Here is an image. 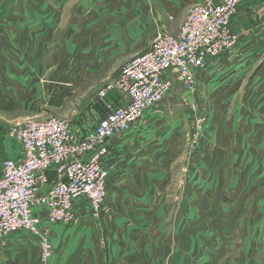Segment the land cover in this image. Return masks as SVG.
Returning <instances> with one entry per match:
<instances>
[{"label":"rangeland","instance_id":"374dc122","mask_svg":"<svg viewBox=\"0 0 264 264\" xmlns=\"http://www.w3.org/2000/svg\"><path fill=\"white\" fill-rule=\"evenodd\" d=\"M37 1L41 9L47 10L37 13L43 15L42 18H36V13L20 16L19 10H40L35 4ZM37 1L0 0V42L7 46L5 42L12 39L22 44L12 43L0 48V53L5 56L0 65L1 174L6 159L20 160L23 156L22 145L13 130L17 132L28 122L52 117L71 119L79 107L86 108L94 99L84 93L93 86L99 90L109 86L127 60L119 58L108 62L101 71L91 74L88 83L81 82L80 86L72 87L73 90L65 81L60 82L64 85V95H51V85L58 86L52 79L59 76V67H62L54 63L58 52L55 48H61L59 60L62 63L64 48L71 42V27L68 26L71 25V0ZM207 2L216 0H142L141 4L151 15L155 14L156 20L163 17L145 49L153 46L160 28L176 35L190 8ZM19 19L24 22L21 24ZM37 21L33 31L43 29L44 33L18 30L20 24ZM49 30H53L52 36ZM45 39L50 41L42 48L41 42ZM5 70L14 76L20 70L24 80L21 84L16 82V87L19 90L22 85L28 93L22 96L15 92L5 98L4 86H9L4 79ZM263 75L264 65L256 60L243 68L233 83L223 88L222 91L227 90L223 95L227 96L217 93L210 98L206 95L203 112L193 111L188 117L176 119L179 127L172 130L163 147L164 153L172 156L169 191L151 193L158 197L157 201L160 195L164 196L165 200L160 204L165 202L167 210L160 217V209L152 200L149 202L151 209L142 211L144 217H139L138 212L133 211V204V207H124L120 200L114 202L116 199L112 196L107 201V204L111 203L109 209L103 208L98 216L92 210L88 213L100 223L96 226L97 233L103 236L104 242L107 237L110 239L109 242L106 240L107 247L139 248L148 254L144 264H264V176L259 174L260 168L264 167V123H259L264 121V113L260 111L264 104ZM97 97L100 103V97ZM102 116L94 119L92 113H88L84 118L86 122L94 123ZM200 154H203L204 167L199 160ZM224 169L226 173L221 176ZM130 197L128 200L132 201L134 196ZM111 217L116 218V223L124 222L118 226L116 240L107 235ZM162 220H166L165 224L156 223ZM196 220L202 223L201 228ZM193 251L200 256L195 258ZM42 255L40 246L39 262L45 264Z\"/></svg>","mask_w":264,"mask_h":264},{"label":"crops","instance_id":"0c3cea01","mask_svg":"<svg viewBox=\"0 0 264 264\" xmlns=\"http://www.w3.org/2000/svg\"><path fill=\"white\" fill-rule=\"evenodd\" d=\"M141 1L84 0L83 3L82 0H71V25H68L71 27L69 31L71 42L64 48L62 63L59 60L61 48H55L58 52L57 58H54L56 59L54 63L61 64L62 67H59L58 73L61 77L55 76L52 79V82H57L58 86L51 85V95H64V85L61 86L60 82L65 81L73 90L80 86L81 82L88 83L91 74L101 71L102 66L107 65L108 62L127 58L125 62L120 59L125 65L133 57L149 50L148 47V50L145 49L146 44L152 40L151 37L156 33V26L163 21V17L160 16L156 20L155 14L151 15L150 10L146 9ZM218 1L220 0H216V2ZM243 2L244 5L241 4L233 21L234 28L240 35L238 42L227 53L211 60L206 69L197 73L195 98L198 100L195 112H203V100L206 95L210 98L217 96V93L218 96H227L223 95L227 91H222L223 88L233 83L240 76L243 68L256 60H258V64L264 65V9H262L264 0H244ZM35 4L39 6L41 11L26 8L18 11L20 16L28 17L36 13L34 14L36 18H42L43 15L40 16L37 13L41 12L42 14L43 9H41L38 1ZM35 4L31 6H35ZM78 4L81 6L78 7ZM19 21L21 24L24 22L22 19ZM21 24L18 29L20 31L37 32V34L45 32L43 29L33 31L34 24H38V21L36 23L27 22L25 25ZM49 32L52 36L53 30H49ZM161 32H165L163 28H160L157 34ZM49 41L43 40L41 47L42 45L46 46ZM5 43L7 46H11L12 43L18 46L22 45L20 44L21 41L12 39ZM7 46L4 45V42H0L1 49ZM140 50L144 51L140 52ZM4 57V54L0 53V65ZM3 60L5 61V59ZM36 68L40 73L39 68ZM120 72L114 76L115 79ZM4 79L9 85L4 86L3 96L5 98L11 97L15 92L22 96L28 93L22 85L19 90L16 87L18 84L16 82L21 84L24 80L20 70L15 76L7 74L5 70ZM12 83L14 84L12 85ZM72 87L74 88L72 89ZM99 89L97 86H93L84 93L89 98L94 96V99L92 98L91 104H88L90 106L87 105L86 108L82 109L79 107L78 113L71 118L73 130L81 135L91 130L94 123L97 122L96 120L94 123L86 122L84 117L88 113H92L93 118L98 119L106 112L105 102L102 99L100 103L97 101ZM114 98L116 95L113 94L112 97L108 98V102ZM193 98L186 87L175 83L163 102L148 109L143 117L133 124L131 129L116 135L109 141L107 165L111 170L104 210L109 209L111 203L107 204V201L109 202L110 196L116 199L114 202L120 200V204L122 203L124 207L133 204V211L138 212L139 217H144L141 215L142 211L151 209L149 207L150 200L155 202L156 207L160 209L159 217L162 212L167 210L165 202L160 204L162 200H165L164 196L160 195L157 201L158 197L151 193L169 191L168 183L170 184L172 176V156L164 153L165 139H170L172 130L178 129L179 122L176 119L192 115L193 111L189 108L188 102ZM115 103L117 102L115 101ZM260 111L264 113V104ZM84 113L86 115H83ZM156 116L158 117L156 118ZM259 123L262 124L264 121H259ZM200 156L201 159L199 160L204 167L203 154ZM201 171H204V168ZM225 173L226 170H222L221 176ZM218 174L220 175V171ZM259 174L264 176V167L260 168ZM131 195L134 196L135 200H128ZM75 211L76 219L79 217L78 221L75 219L70 224H51L47 218L45 205L34 208V214L41 218V226L50 228L52 255L48 264H144L148 254L139 248L107 247L106 240L109 242L110 239L107 237L104 242L103 236L97 233L96 226H100V223L88 216L91 211L88 201L78 200ZM114 219L116 218L111 217L108 227L112 232H117L112 233L108 230L107 235L116 240L118 238V226L124 222L116 223ZM199 221L196 220L198 228H201L203 225ZM165 222L166 220L156 221L158 224H165ZM39 255V238L27 231L14 232L0 238V264H40ZM193 256L196 258L200 255L193 251ZM147 264L156 263L149 262ZM203 264H214V262Z\"/></svg>","mask_w":264,"mask_h":264},{"label":"built area","instance_id":"2783aa9c","mask_svg":"<svg viewBox=\"0 0 264 264\" xmlns=\"http://www.w3.org/2000/svg\"><path fill=\"white\" fill-rule=\"evenodd\" d=\"M243 1L195 4L178 34L161 32L146 53L130 59L119 76L99 90L106 114L86 134L75 132L71 119L56 117L13 130L23 156L2 164L0 238L18 231L37 236L42 260L48 264L50 228L41 226V218L34 214L36 206L47 207L51 224L74 222L80 199L88 201L98 216L107 198L109 141L163 102L175 83L189 90L194 98L188 106L197 109V73L238 42L240 35L233 21ZM113 94L116 98L108 102Z\"/></svg>","mask_w":264,"mask_h":264}]
</instances>
